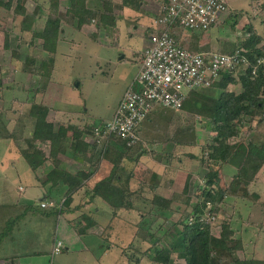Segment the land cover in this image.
<instances>
[{"label": "rangeland", "instance_id": "374dc122", "mask_svg": "<svg viewBox=\"0 0 264 264\" xmlns=\"http://www.w3.org/2000/svg\"><path fill=\"white\" fill-rule=\"evenodd\" d=\"M8 1L0 0V136L7 137L8 132L16 130L17 135L24 132L22 139L26 137L32 129L31 122L24 118L31 102L35 101L49 108L48 120L57 127H66L72 122L76 124L78 131L81 127L85 128L84 138L92 144V133L89 130L114 117L130 82L138 74L141 54L148 44L147 39L159 35L163 30L156 25L163 0H89V6L98 9L100 16L91 25H86L84 31L73 27L76 22L67 17L66 9L70 0H61L59 17L63 21V34L54 55V66L49 71L50 77L39 75V69L42 68L39 61L46 60L48 54L42 50V40L35 36L36 32L44 29L49 16L48 0H11L13 5L10 10L4 7ZM227 3L228 11L221 18L224 24L209 32L210 43L204 47L207 50H217L220 46L222 49H226V46L233 49L234 44L247 36L245 28L248 26H252L264 38V0H227ZM136 5L138 7L135 10ZM21 7L25 8L26 15L15 12ZM103 15L108 18L101 20ZM190 35L187 34V38ZM261 46L263 43L259 45ZM245 67L243 65L237 74H243L242 69ZM49 68L46 65L47 72ZM227 91L239 94L242 91L241 84L237 80ZM201 92L202 95L218 98L222 90L212 87ZM199 105L201 109L202 103ZM190 106L192 104L187 103L185 110L158 114L153 122L144 126L143 142L130 149L131 156L136 157L133 161L122 159V182L117 183L120 186L126 183L132 193L133 209L118 210L116 216L113 215V208L103 199L97 197L89 202L85 192L94 187L91 186L94 182H89V186L74 197L69 207L63 205L66 188L61 186L49 194L40 186L41 178H36L19 152L24 142L18 146L12 139H1L0 262L15 259L18 264H125L126 257L136 259L149 248L162 249L173 243L182 229L181 222L192 214L191 204L194 203V207L198 203L195 195L198 187L190 189L189 197L193 202L188 204L189 209L185 205L186 197L180 200L177 196V200L176 197L173 198L172 211L159 212L160 215L157 216L155 213L158 212V207L134 200L139 186L131 183L144 180L145 175H141L138 167L142 156L153 160L151 158L154 153L158 159L167 161L165 155L178 151L184 162V172L191 170L197 174L199 188L205 187L209 172L205 162L211 161L209 153L203 151L212 144L216 134L199 111H189ZM244 120L243 125L239 126L240 135L231 139V142L264 141V112H258L254 118L245 117ZM69 140L62 144V155H66L62 159L76 170H90L87 162L82 161L81 164L73 159L68 150ZM118 140L111 139L108 147L112 148V153L106 162L101 163V167H112L120 154L123 158L127 157V149L121 148L122 144ZM195 140L192 146L183 144ZM40 148L48 154V145H40ZM185 152L189 154L183 155ZM235 162L240 164V160L234 159L223 169L227 183L237 172ZM153 163L148 161L146 165L149 164L151 168ZM178 166L175 161L172 168L176 169ZM52 167L47 162L43 167L44 175ZM175 174L179 176V170ZM167 175L169 174H165V177ZM100 176H104L103 171ZM178 176H173L175 183L166 186L168 190L163 194L171 197L173 193H182L186 175L184 174V179ZM249 190L252 200L224 198L218 207L217 222H230L237 238L242 237V232L240 236L238 234L242 228L246 231L244 239L251 237L246 239L248 248L237 252L240 258L264 259V229L243 223L253 209L252 205L261 209L255 213L257 217L263 215L264 172H260ZM45 198L48 205L54 206L42 209L40 205ZM28 206L34 209L26 211ZM60 209L63 213L59 216L54 210L58 212ZM85 214L91 219H84ZM142 214L143 217L140 216ZM93 221H96V226L92 224ZM143 222H147L145 226ZM86 227L85 235L81 236L76 232V229ZM214 232L219 235L222 228L216 227ZM57 241L62 242L63 247L58 254H54L53 248ZM173 257L174 262L184 264L176 259V255ZM131 264H137L136 260H132ZM141 264L153 262L148 257H143Z\"/></svg>", "mask_w": 264, "mask_h": 264}, {"label": "trees", "instance_id": "16d2710c", "mask_svg": "<svg viewBox=\"0 0 264 264\" xmlns=\"http://www.w3.org/2000/svg\"><path fill=\"white\" fill-rule=\"evenodd\" d=\"M48 4L49 16L45 27L41 32H36L35 36L42 40V50L48 54L46 60L42 59V61H39L42 64V68L39 69V75L50 77L51 73L49 71L54 66V55L56 54L60 37L63 34V21L59 17L61 0H48ZM12 5L13 2L9 0L4 7L10 10ZM137 7L136 5L133 8L136 10ZM98 11V9L89 6V0H70L66 14L68 18L76 22L77 29H82L99 18L100 13ZM15 12L26 15V10L22 7L19 10H15ZM103 18H108V16L103 15L100 17L101 20ZM221 24H224V22L220 21L216 27ZM210 31L194 32L188 38L185 37L186 34L180 28L171 31L177 42L189 51L217 52L231 56H235L238 53V63L233 69L223 73L221 79L213 85L215 90H222L218 98L206 94L202 95V92H195L190 95L185 103V105L187 103L192 104L189 111H199V114L212 125V132L216 134L212 139V144L204 148L203 151L204 153H209V160L211 161L210 163L205 162L207 169H209L206 175L208 181L205 187L199 188L198 186V189L195 190L198 203L192 207V214L181 222L182 229L179 230V236L175 238L173 243H169L168 247L162 249L151 250L152 248H149L136 259L126 257L127 261L125 264H131L132 260H136L137 264H141L143 257H148L153 264H179L174 262V255H176L177 260L182 261L184 264H264V259L261 258H240L237 252L246 250L245 241L236 237V231L230 222L221 223L217 222V219L211 220L212 216H218V207L226 197L252 200L249 188L256 180L258 174L264 170V141L231 142V139L238 138L240 135L239 126L243 125L245 117L254 118L258 112H264V38L252 26H248L245 28L247 36H245L244 40L238 43L235 42L236 44L233 43L234 48H231L232 50L228 46H226V49H222L220 46L217 50L211 51L204 48L210 43ZM223 42L222 45L226 44V42ZM261 43H263V46L259 47ZM46 65L51 68L48 69V72L45 69ZM243 65L246 66L242 69L244 72L238 75L237 73ZM237 80L241 84L242 91L239 94L227 91V88L231 84L236 83ZM200 102L202 103L201 109L199 108ZM185 105L182 110H185ZM156 111L148 117L142 126L146 122H153L158 114L173 112L167 109H158ZM48 113V107L35 101L31 102L24 118L31 122L32 130L29 134L22 139L24 132L17 135L18 132L15 130L8 132L7 137L0 136V140L4 138L12 139L18 146L24 142V146L20 147L19 152L35 173L36 178L38 180L41 178L39 180L40 186L49 194L54 193L61 186L66 188L63 205L69 207L74 201V197L86 189L93 178H96L94 187L86 189L85 192L86 196L89 197V202L94 201L97 197L103 199L113 208L114 216H116L118 210L131 208L133 205L131 202L132 193L129 192L126 183L124 186L117 184L122 182L120 164L123 162L122 159L125 158L121 157L122 155L120 154L116 163H112V167L107 165L109 170L105 168L107 171L103 172V177H100V165L110 158L112 148L108 146L98 147L86 142L84 138L85 128H81L78 131L77 127L72 124L66 127L63 125L57 127L48 120ZM91 130L89 131L91 132ZM139 131L140 128L138 133ZM69 133H71V136H69ZM114 139L118 140V138ZM68 140L70 141L68 150H70L73 159L81 164L82 161L90 160V170H76L62 159V144L67 143ZM118 141L122 144L121 148L127 149L126 152L130 153V149L140 143L133 147H128L125 141L121 139ZM195 142L196 140L184 142L183 144L192 146ZM40 145L49 146L48 154L40 148ZM234 159L240 160V164L238 165L237 173L227 183L225 182L223 169ZM47 162H50L53 167L44 175L43 167ZM42 175L44 177H40ZM212 188L216 190L213 191ZM173 202V200H166L157 196L151 204L158 207V212L155 214L159 216V212L172 211ZM188 204L186 206H189ZM208 204L211 205V209L208 211L209 216L206 214ZM77 208L78 206L75 209ZM30 209L34 208L32 206L26 207V211ZM54 212L59 213V216L63 213L61 209L58 212L54 210ZM191 217H194L196 224H189ZM83 218L91 219L87 215ZM146 223L143 222V225L145 226ZM92 224L95 225L96 221H93ZM219 226L222 228V232L216 235L214 229ZM175 227H177V224ZM87 228L76 229V232L83 236L87 233ZM134 257L136 256L134 255Z\"/></svg>", "mask_w": 264, "mask_h": 264}, {"label": "built area", "instance_id": "2783aa9c", "mask_svg": "<svg viewBox=\"0 0 264 264\" xmlns=\"http://www.w3.org/2000/svg\"><path fill=\"white\" fill-rule=\"evenodd\" d=\"M156 25L163 30L151 36L142 51L138 74L124 94L109 121L95 125L91 143L106 147L118 138L133 147L140 142L138 129L158 109L181 111L191 94L208 90L223 73L233 69L239 59L217 52H193L180 45L171 31L184 33L212 30L228 8L227 0H163ZM187 37V36H185ZM41 208L53 207L45 201ZM207 216L211 205H207ZM214 215L211 220L217 219ZM191 217L189 224H196ZM63 247L56 242L53 253Z\"/></svg>", "mask_w": 264, "mask_h": 264}, {"label": "crops", "instance_id": "0c3cea01", "mask_svg": "<svg viewBox=\"0 0 264 264\" xmlns=\"http://www.w3.org/2000/svg\"><path fill=\"white\" fill-rule=\"evenodd\" d=\"M62 6V5H61ZM69 6H67V8H68ZM62 10V9H61ZM73 21V20H72ZM73 27H75L76 28V25H74L73 24ZM86 28V26H84L82 29H81V31H84V29ZM147 41H148V39H147ZM144 50V49H143ZM136 78V77H135ZM135 78H134V80H135ZM134 80H132L131 82H130V84H129V86L133 83V81ZM129 88V87H128ZM158 111V110H157ZM156 111V112H157ZM85 122V121H84ZM152 122V121H151ZM150 121L148 122V123H151ZM89 123V122H88ZM147 122L144 124V126L146 125V124H148ZM69 124H72V125H76L75 123H69ZM82 124H86V123H82ZM90 124V123H89ZM144 126H142L141 128H140V131H139V138H140V143L141 142H143L142 141V138H143V136H142V134L144 133L143 132V128H144ZM82 128V127H81ZM145 129V128H144ZM86 141V140H85ZM126 153H128L127 154V157H125V160H134V157H136V156H131V154L132 153H130V152H126ZM135 153V152H134ZM177 153V154H176ZM188 152H185V154H183V155H186ZM189 154V153H188ZM180 155L181 154H178V151H176L175 153L173 152L172 154H167V155H165V157L166 158H168V160L167 161H164L163 159L162 160H160V158L158 159V156H155V154L154 153H152V158L151 159H153V160H148V158L149 157H147V156H142L143 158H142V160H139V162H138V167H139V169L141 170L140 172H141V175H145V176H143V179L144 180H138L137 181V183L136 182H132L131 183V185L133 184V186L134 185H138L139 186V190L137 191V193L134 195V200H136V201H142V202H146L147 204H150L152 201H153V199L155 198V197H160V198H163V199H166V200H173V198H175L176 197V200H177V196H178V198L180 199V200H182V199H185V197H186V200H185V205L186 204H188V202H189V204L191 203V202H193V200H191V196L189 197V193H190V189L191 188H193V187H198L199 185H200V182L198 183V180H199V177H198V175L197 174H194V173H192V171L191 170H189L188 172H184V169H183V167H182V165L184 164V162H183V160L180 158ZM63 156H66V155H62V157ZM159 157H160V155H159ZM188 157H189V155H188ZM192 157V156H191ZM193 158V157H192ZM178 159V160H177ZM90 160H87V161H85V162H87V164L89 165L90 164V166H91V163L89 162ZM148 161H152V163L153 164H151V165H153V167H151L150 168V166H149V164L148 165H146L147 163H148ZM177 162L178 163V167L176 168V169H173L172 168V166L174 165V162ZM181 165H180V164ZM183 163V164H182ZM236 164H235V168H236V170H238V163L237 162H235ZM84 166L86 165V164H83ZM87 165V166H88ZM89 167V166H88ZM105 165H103L101 168H100V171H103V172H105V171H107V170H105ZM83 168V167H82ZM109 168V167H108ZM107 168V169H108ZM193 169V168H192ZM85 170V169H84ZM88 170V169H87ZM137 170H138V168H137ZM178 170H179V176H178V174L176 175L175 174V172H178ZM181 170H183V172L181 171ZM139 171V170H138ZM172 172H173V174H172ZM262 172H264V170L263 171H261V173ZM100 173V172H99ZM98 173V174H99ZM237 173V172H236ZM235 173V174H236ZM101 174V173H100ZM165 174H169V175H167L166 177H165ZM184 174L186 175L185 177V179L183 178V176H184ZM234 174V175H235ZM233 175V176H234ZM173 176H174V178H175V176H178V177H180L181 178V176H182V178L184 179V184H183V188H182V193L180 194V193H178V194H176V193H173L172 195H171V197L170 196H168V195H165V194H163V192L165 191V190H168V189H166V186H168V185H170V186H172V184H174L175 182H173L174 180V178H173ZM258 176H260V173L258 174ZM257 176V177H258ZM101 177V176H100ZM165 179H167L166 181H165ZM95 181H96V178L94 179H92L90 182L91 183H93V184H91V186H93L94 184H95ZM169 181V182H168ZM189 181V182H188ZM167 182V183H166ZM136 183V184H135ZM188 185V186H187ZM169 186V187H170ZM187 186V188H188V190L186 191L185 190V187ZM146 187H148V189L146 188ZM176 194V195H175ZM186 194H188V195H186ZM146 195H148V196H146ZM188 196V197H187ZM152 197V198H151ZM144 198H146V199H144ZM191 200V201H190ZM42 201H46V199H42ZM184 202V201H183ZM193 204L194 203H192L191 204V207H193ZM258 205V204H257ZM253 209L251 210V211H249V216H248V218L243 222V223H247L248 225H251V226H253V227H258L257 229H261V230H263L264 229V211L262 212V216L261 217H257L256 215H255V213L257 212V211H259V210H261L260 208H259V206L258 207H255L254 208V205H252L251 206ZM186 208L187 209H189V206H186ZM139 211V210H138ZM137 212V211H136ZM138 213V212H137ZM140 213V212H139ZM167 213V212H166ZM152 214V213H151ZM141 217H143L144 216V214H142V215H140ZM146 216L148 217L149 216V214L147 213L146 214ZM164 218L166 217V215L165 216H163ZM243 233V235H242V237H240V238H242L243 239V241H245V244H246V248H248V245H247V240L246 239H249V238H251L250 236L249 237H247L246 239H244V235L246 234V231H244V228H242V229H240V231L238 232V234H239V236H240V233ZM252 237H254V236H252ZM254 239V238H253ZM255 244V243H254ZM0 264H18V263H16V261H15V259L14 260H8L7 262L6 261H2V262H0Z\"/></svg>", "mask_w": 264, "mask_h": 264}, {"label": "water", "instance_id": "95a60500", "mask_svg": "<svg viewBox=\"0 0 264 264\" xmlns=\"http://www.w3.org/2000/svg\"><path fill=\"white\" fill-rule=\"evenodd\" d=\"M199 107H200V105H199Z\"/></svg>", "mask_w": 264, "mask_h": 264}]
</instances>
